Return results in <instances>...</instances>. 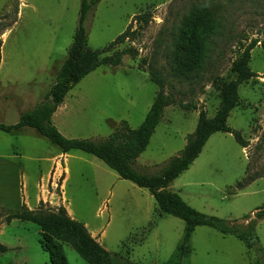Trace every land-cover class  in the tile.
Masks as SVG:
<instances>
[{
  "label": "rangeland",
  "instance_id": "rangeland-1",
  "mask_svg": "<svg viewBox=\"0 0 264 264\" xmlns=\"http://www.w3.org/2000/svg\"><path fill=\"white\" fill-rule=\"evenodd\" d=\"M202 6L219 23L218 32L201 70L182 75L175 38L183 19ZM79 9L80 0H0V123H16L22 111L43 100L67 57ZM144 11L151 20L139 26L134 15ZM130 22L136 34L115 50L131 48L136 56L124 54L121 64L88 73L67 92L52 122L65 137L93 140L108 137L122 120L137 128L159 90L150 80L154 70L170 104L134 167L157 172L184 148L200 110L214 116L221 100L217 82L235 79L233 62L256 41L248 63L255 76L239 85L238 104L227 119L247 145L230 132L211 134L167 186L194 209L245 225L264 205V0H100L84 22L88 46L104 48ZM57 153L59 147L34 128L0 129V264H52L39 226L16 215L24 209L59 214V207L84 224L112 264H264L234 234L205 225L195 227L189 251L178 260L182 219L160 212L148 189L80 150L60 159L67 167L62 188L60 166L55 178L47 174V158ZM255 233L264 249V218ZM62 246L68 264H88L71 244Z\"/></svg>",
  "mask_w": 264,
  "mask_h": 264
},
{
  "label": "trees",
  "instance_id": "trees-1",
  "mask_svg": "<svg viewBox=\"0 0 264 264\" xmlns=\"http://www.w3.org/2000/svg\"><path fill=\"white\" fill-rule=\"evenodd\" d=\"M100 0H80L78 23L72 43L67 51V57L57 71L55 81L44 95L43 100L32 109L20 113L14 124L0 123V129L11 132L24 127H31L59 147L62 153L80 150L102 160L121 178L127 179L148 189L160 210L184 221V233L178 251V260H182L189 251V240L196 226L205 225L223 234H234L244 241L247 247L254 249L264 258V249L259 245L255 229L258 221L264 218V205L258 208L254 217L245 225L232 223L226 219L202 213L188 205L178 193L167 189L169 183L182 171L188 168L201 152L211 134L215 132H230L242 146L247 141L239 131H232L227 125L230 111L238 104V87L255 76L249 68L251 50L256 45L253 41L245 46L240 57L232 64L236 74L235 79L228 82L219 80L217 87L221 93L219 106L213 117H208L205 111L198 113L195 131L187 138L184 148L179 154L171 157L157 172L145 173L134 167L137 157L148 145L149 139L158 124L164 108L170 103L163 90L164 82L159 73L149 70L150 80L157 84L159 90L143 120L137 128H131L122 120L113 132L106 138L93 140L88 138L65 137L52 122V116L57 107L64 101L67 92L88 73L101 65L117 66L121 64L124 54L135 57L134 49L115 50L127 40L133 39L136 29L130 22L126 29L112 42L102 49L95 50L87 44V31L84 22L88 14ZM151 20L148 11L134 15V21L141 26ZM181 31L175 38L174 51L176 70L182 75L199 71L206 58L207 44L211 36L218 32L219 23L209 11L202 6L183 19ZM181 108L189 109L190 105L179 104ZM40 204H42L40 202ZM60 213L46 212L41 209H24L16 215L22 220L36 223L41 230L40 245L49 254L52 264H68L62 244L69 243L88 264H112L111 257L85 228L84 224L69 217L64 207H59ZM1 246V245H0ZM1 248H4L1 246Z\"/></svg>",
  "mask_w": 264,
  "mask_h": 264
},
{
  "label": "crops",
  "instance_id": "crops-1",
  "mask_svg": "<svg viewBox=\"0 0 264 264\" xmlns=\"http://www.w3.org/2000/svg\"><path fill=\"white\" fill-rule=\"evenodd\" d=\"M25 128V127H24ZM66 154L67 153H62L60 151V153H57V154H51L50 157L47 158V160H49V167H48V170H50L49 172H47L48 176L50 175L51 177V173L53 172V175L52 177L55 178L56 176V173L58 172V168L59 166L64 170V178L62 180V188H63V183L64 181L66 180V175L65 173L67 172V167L66 166H62L61 163H60V159H62V161H64V158L66 157ZM55 168V171H53ZM48 177V179L50 178ZM62 197H63V194H62ZM65 200V199H64ZM69 212V211H68Z\"/></svg>",
  "mask_w": 264,
  "mask_h": 264
}]
</instances>
